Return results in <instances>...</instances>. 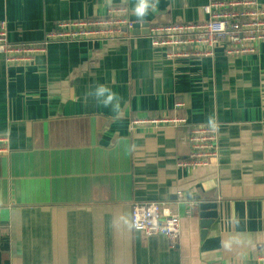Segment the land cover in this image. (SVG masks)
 <instances>
[{"label":"crops","instance_id":"1","mask_svg":"<svg viewBox=\"0 0 264 264\" xmlns=\"http://www.w3.org/2000/svg\"><path fill=\"white\" fill-rule=\"evenodd\" d=\"M209 1L149 0L140 19L138 0H0V22L11 42L35 43L110 6L169 24L205 20ZM257 48L168 58L138 35L53 42L26 64L0 54V264H264V41ZM97 84L118 94V113L86 98ZM175 113L218 125L217 164L179 166L185 125L131 129L135 116ZM136 202L176 211L178 242L134 229ZM211 202L206 228L200 204Z\"/></svg>","mask_w":264,"mask_h":264},{"label":"built area","instance_id":"2","mask_svg":"<svg viewBox=\"0 0 264 264\" xmlns=\"http://www.w3.org/2000/svg\"><path fill=\"white\" fill-rule=\"evenodd\" d=\"M206 19L197 22H173L169 24L147 23L130 17L129 8L110 6L103 17L60 22L40 42H11L6 23L0 22V54L7 62L33 63L37 54L47 51L53 42L91 41L132 38L134 31L148 30L153 46L166 49L168 58H197L216 54L240 55L257 51L264 41V5L258 0H210L203 8ZM148 24V26H147ZM221 51L216 52L215 48ZM174 105V111L183 107ZM161 125H185L188 127L190 152L181 167H202L217 164L219 130L217 124L190 122L185 115H161L158 117L135 116L131 129L156 128ZM8 135L0 136V155L8 154L4 145ZM184 203L192 211V202L182 196L175 204ZM132 226L147 235H165L172 245L178 242L181 217L165 202H136L131 206ZM2 225L0 224V233ZM264 262V254L260 256Z\"/></svg>","mask_w":264,"mask_h":264},{"label":"clouds","instance_id":"3","mask_svg":"<svg viewBox=\"0 0 264 264\" xmlns=\"http://www.w3.org/2000/svg\"><path fill=\"white\" fill-rule=\"evenodd\" d=\"M149 0H138L135 7V14L138 18L143 19L149 10ZM87 97L95 98L97 105L104 107L111 106L114 112H119L120 103L118 94L106 84H97L86 93Z\"/></svg>","mask_w":264,"mask_h":264},{"label":"water","instance_id":"4","mask_svg":"<svg viewBox=\"0 0 264 264\" xmlns=\"http://www.w3.org/2000/svg\"><path fill=\"white\" fill-rule=\"evenodd\" d=\"M148 26V24H147ZM148 30H139L138 28L134 31V35H147ZM200 217L202 219V226L208 228L214 219L217 218V203H202L200 204Z\"/></svg>","mask_w":264,"mask_h":264}]
</instances>
